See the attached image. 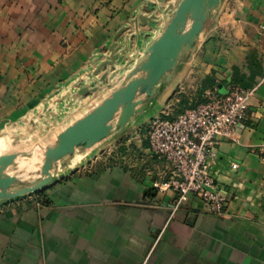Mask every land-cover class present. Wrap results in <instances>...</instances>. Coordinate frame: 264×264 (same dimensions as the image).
Segmentation results:
<instances>
[{
	"label": "crops",
	"instance_id": "1",
	"mask_svg": "<svg viewBox=\"0 0 264 264\" xmlns=\"http://www.w3.org/2000/svg\"><path fill=\"white\" fill-rule=\"evenodd\" d=\"M181 1L0 0V154L37 148L11 174L39 177V149L119 87ZM115 42L116 64L93 84ZM200 45L151 104L173 95L182 111L210 88H255L238 132L217 146L224 214L196 195L175 207L149 119L134 120L60 160L39 193L0 201V264H264V0H222Z\"/></svg>",
	"mask_w": 264,
	"mask_h": 264
},
{
	"label": "water",
	"instance_id": "2",
	"mask_svg": "<svg viewBox=\"0 0 264 264\" xmlns=\"http://www.w3.org/2000/svg\"><path fill=\"white\" fill-rule=\"evenodd\" d=\"M222 0H182L163 32L147 47L145 59L127 74V82L113 90L97 106L68 125L56 135L52 145L39 149L41 163L39 177L21 183L11 172L18 169L17 159H32L36 149L16 150L0 154V201L11 200L45 189L56 175V166L64 157L73 154L80 146L90 148L114 132H123L134 118L142 115L148 105L165 86L172 82L184 53L188 52L204 31L205 24ZM120 33L115 36V41ZM108 58L93 76L104 66H114L118 59L116 42ZM124 51V50H123ZM108 70L96 84L105 82ZM94 84V78L92 79ZM99 86L91 88L98 91ZM90 90L83 87V92ZM90 90V91H91Z\"/></svg>",
	"mask_w": 264,
	"mask_h": 264
},
{
	"label": "built area",
	"instance_id": "3",
	"mask_svg": "<svg viewBox=\"0 0 264 264\" xmlns=\"http://www.w3.org/2000/svg\"><path fill=\"white\" fill-rule=\"evenodd\" d=\"M255 88L232 86L226 93L206 90L204 101L175 118H152L147 139L152 153L171 166L172 176L162 188H173L178 207L189 195L200 197L209 210L224 214L227 195L214 173L218 144L234 138L250 107Z\"/></svg>",
	"mask_w": 264,
	"mask_h": 264
},
{
	"label": "rangeland",
	"instance_id": "4",
	"mask_svg": "<svg viewBox=\"0 0 264 264\" xmlns=\"http://www.w3.org/2000/svg\"><path fill=\"white\" fill-rule=\"evenodd\" d=\"M222 2V1H221ZM221 4V3H220ZM220 4H219V6H220ZM219 6L217 7V8H219ZM216 8V9H217ZM216 9H214V10H216ZM213 10V11H214ZM212 11V12H213ZM203 33H204V31L201 33V35L198 37V39L196 40V43L193 45V47L188 51V52H186V53H184V59L185 58H187L188 56H192V57H194V56H196V50L197 51H199L200 50V40H201V37H202V35H203ZM117 34H115V36H116ZM114 41H115V37H114ZM106 55H107V58H110L111 56H112V51L111 50H109V51H107V53H106ZM92 75H90L89 76V78L88 79H92V77L94 78V76H93V73H91ZM127 78H125L123 81H122V83H119V86L120 85H123V84H125L126 82H127ZM114 84H116V82L115 83H113V85ZM112 86V85H111ZM110 85H109V87H111ZM112 90H114V89H112ZM112 91L111 90H108L107 92H106V94H104L103 95V97H107L110 93H111ZM186 99L185 98H179V100H176L175 98H174V96L172 95V96H170L167 100H166V102H165V104L163 103V104H158L157 105V103H150L149 105H148V110L146 111V112H144L142 115H140V116H138V117H136V118H134V120L139 124H142L143 122H145V121H147L148 119H149V122H150V120L152 119V118H155V117H161V118H165V117H168V116H171V115H174V114H176V113H178L179 111H180V106H181V104H182V102H184ZM175 101V102H174ZM170 103V104H169ZM149 122L147 123V128H146V131H147V129H148V125H149ZM18 139H15L14 141L16 142ZM11 145V144H10ZM12 146V145H11ZM14 147H16L15 145H13ZM40 153H41V151H40ZM40 157H42V154H40ZM36 157H34V158H32L30 161H29V163L30 164H33V162H35L36 161V159H35ZM40 163V162H39Z\"/></svg>",
	"mask_w": 264,
	"mask_h": 264
},
{
	"label": "trees",
	"instance_id": "5",
	"mask_svg": "<svg viewBox=\"0 0 264 264\" xmlns=\"http://www.w3.org/2000/svg\"><path fill=\"white\" fill-rule=\"evenodd\" d=\"M204 101V99L202 100V102ZM197 106V105H196ZM185 110V109H184ZM184 110H182V111H179L178 113H176V114H174V115H171V116H168V118H171V119H173V118H175L179 113H181V112H183ZM39 193V192H38Z\"/></svg>",
	"mask_w": 264,
	"mask_h": 264
}]
</instances>
